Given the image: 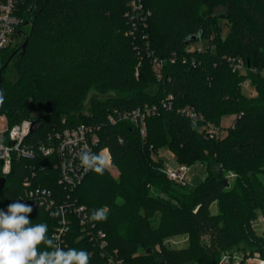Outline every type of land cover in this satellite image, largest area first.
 <instances>
[{
	"label": "trees",
	"instance_id": "obj_1",
	"mask_svg": "<svg viewBox=\"0 0 264 264\" xmlns=\"http://www.w3.org/2000/svg\"><path fill=\"white\" fill-rule=\"evenodd\" d=\"M144 4L151 12L147 26L131 35L128 0H22L18 32L29 42L22 56L12 44L0 51V115L11 127L27 119L37 122L26 146L90 125L99 137L97 151H109L120 176L91 171L71 190L59 181L56 157H14L0 209L6 211L24 194L25 180L32 182L28 189L49 190L57 203L84 206L86 228L104 232L108 245L102 251L97 238L84 237V225L70 214L66 248L88 251L90 264H105L115 252L124 264H220L223 255L232 260L234 254L240 264L264 259V231L253 226L259 214L264 217V0ZM223 19L230 23L224 39ZM195 36L200 39L185 44ZM197 44L203 48L188 51ZM153 56L166 60L161 79ZM233 59L242 60L244 68L234 71ZM11 63L16 79L8 81L4 72ZM246 82L255 96L246 94ZM91 88L109 97L92 99L85 113ZM169 98L172 108L147 119L145 136L129 121H110L109 116L118 120V113ZM185 107L201 119L183 116ZM231 116L234 121L224 130ZM207 125L217 132L209 133ZM222 130L225 136H219ZM160 148L169 149L178 164L202 163L206 180L191 189L171 181L164 162L153 158ZM229 172L236 174L233 181ZM215 203L217 214L211 210ZM99 208L107 209V219L89 221ZM29 218L47 223L50 236L59 225L40 207H33ZM177 235H188L189 244L167 247L165 241Z\"/></svg>",
	"mask_w": 264,
	"mask_h": 264
},
{
	"label": "built area",
	"instance_id": "obj_2",
	"mask_svg": "<svg viewBox=\"0 0 264 264\" xmlns=\"http://www.w3.org/2000/svg\"><path fill=\"white\" fill-rule=\"evenodd\" d=\"M22 0H0V51L9 47L10 41L14 42V38L17 32L21 29V19L19 17L18 6ZM129 9L125 16L131 24V30L129 34L134 35L138 33L140 27L147 26V19L151 16V12L145 6L144 0H128ZM147 36L143 35V39ZM148 45V44H147ZM203 45V44H202ZM201 45V46H202ZM203 48V47H202ZM188 51H194L189 48ZM151 56V54H149ZM174 63V59H171ZM231 66L234 71H239L244 68V62L242 60H231ZM153 68L156 76L161 79L162 70L166 64L165 59H159L155 56L152 58ZM244 85V84H243ZM246 85L249 84L246 82ZM171 98L165 99L158 104L150 105L145 104L140 108L133 111H127L118 113V120L115 117L109 116L111 122H127L134 124L140 131V134L145 136L146 123L150 117L160 114L163 110H169L172 108ZM180 113L194 121L201 119V116L191 107H185ZM3 120L6 122V128L0 129V180L1 178H7L12 173V164L14 157L18 159H35L39 155L42 157H56V169L59 171V181L65 187L73 190L79 186L86 176L91 172H85L80 166L78 154L82 148L90 149L93 153H99L97 146L99 144V137L97 132L88 124H80L70 128H66L61 132H56L54 137L50 135L47 143H42L38 146H26L24 143L28 136L32 133V120L27 119L21 123L14 124L13 127L9 126L8 119L5 115H2ZM206 130L213 134L217 132L214 126L207 125ZM105 151V152H106ZM110 155V153H109ZM111 158V155H110ZM191 167L188 165L178 164L165 169V174L171 181L187 187L190 183L191 177L189 176ZM32 182L25 180L24 186L26 190L23 195L19 196L16 200H23L22 202L29 204L33 207H40L48 210L52 217H56L58 220V226L56 227L53 235L58 237L61 246L66 248V235L70 231L71 219L70 214L79 218L80 223L84 225V237L97 238L99 240V248L105 251L108 242L106 240L105 233L97 230L94 231L87 227V214L84 206H76L74 204H68V202H59L51 195V192L47 189H28ZM107 210V209H105ZM117 253H114L113 257L109 254L105 264H124L120 258L116 257ZM259 259V264H264V259Z\"/></svg>",
	"mask_w": 264,
	"mask_h": 264
},
{
	"label": "clouds",
	"instance_id": "obj_3",
	"mask_svg": "<svg viewBox=\"0 0 264 264\" xmlns=\"http://www.w3.org/2000/svg\"><path fill=\"white\" fill-rule=\"evenodd\" d=\"M4 93L0 91V105ZM106 150L93 153L82 148L78 154L80 166L85 172L103 175L111 166ZM16 200L0 209V264H90L91 254L83 249L61 246L58 237L49 235L47 223H33L29 218L31 205ZM107 219L104 208L93 209L88 220L103 222Z\"/></svg>",
	"mask_w": 264,
	"mask_h": 264
},
{
	"label": "rangeland",
	"instance_id": "obj_4",
	"mask_svg": "<svg viewBox=\"0 0 264 264\" xmlns=\"http://www.w3.org/2000/svg\"><path fill=\"white\" fill-rule=\"evenodd\" d=\"M220 25L222 26V31H223V35H222V39H224L227 34L230 32V23L228 20H225L223 19V21H220ZM11 38H14V42L12 43V40ZM10 44L9 46L11 45L10 48L12 47H16V46H19L21 47L24 43V35L17 38L15 40V36H12L10 37ZM202 44H197L195 46H191V49H196V47H202L201 46ZM204 45L207 47L208 44L207 43H204ZM9 48V49H10ZM5 55H9L8 52L5 53ZM1 71V69H0ZM138 73H139V70L136 69V73H135V77H138ZM4 77L8 80V81H13L16 79V68L14 67V64H10V66L7 67L6 71L4 72ZM243 88L245 89V92L246 94H250L251 95H254L255 96V92H250L252 91V88L249 87V85L247 86L246 83H243ZM255 91V90H254ZM88 98L87 100L85 101V113H88L89 112V107H90V102L92 99H105L107 97H109V95H102L100 93H96L94 89H89V92H88ZM33 114H37V113H33ZM234 118L233 116L231 117H227V119L224 120L223 122V129H227L228 126H230L233 121H234ZM4 118L2 117V115H0V129H3V128H6V122L3 120ZM222 130L221 133H219V136H225L227 133L226 131ZM171 152L169 151V149L167 148H160L157 152V154L153 155V158L154 159H160L162 162H164V167L165 168H169V167H172L174 166L175 164H178L175 163V162H172V155L170 154ZM106 155H109V152H105ZM110 173V175L112 176L113 179H117L119 180V176H120V172H119V169L118 167L115 165V164H112V160H111V166L107 169ZM207 171H206V168L205 166L202 164V163H197L195 165H191V169H190V173H189V176L191 177V180H190V183L188 185V189H191L192 187L200 184L202 181L206 180L207 178ZM231 178V177H229ZM163 195L164 197H167L168 198V195L166 194H162L160 192H156V195ZM254 228L255 230L260 234L264 228V222L262 221V219H260V221L256 222L254 224ZM173 244L172 243H169V246L171 247ZM221 263L220 264H238V262H241L240 261V255L238 254H234V257L232 260H228V257L226 256H222L221 258ZM223 262V263H222ZM248 264H259V260H251L248 262Z\"/></svg>",
	"mask_w": 264,
	"mask_h": 264
},
{
	"label": "crops",
	"instance_id": "obj_5",
	"mask_svg": "<svg viewBox=\"0 0 264 264\" xmlns=\"http://www.w3.org/2000/svg\"><path fill=\"white\" fill-rule=\"evenodd\" d=\"M250 92H251V91H250ZM170 154H171L172 157H173L172 162H175V160H174L175 157H174L173 153L171 152ZM175 163H177V162H175ZM177 165H178V164H175L174 166H177ZM174 166H173V167H174ZM229 177H231V178H229ZM228 178H229L231 181H233V180L236 178V174H233L232 172H229ZM263 179H264V177H263ZM211 210H212V213H213V214H217V212L219 211L218 203H215V204L212 206ZM260 219H262V221L264 222V217H263V215H261V214H259V218H258V220L255 221V222L253 223V226H254V224H255L256 222L260 221ZM262 230L264 231V228H263ZM263 231H262V232H263ZM169 243H172L173 245L170 247V246H169ZM165 244L167 245V247L172 248V249H175V248L182 249V248H185V247L189 244V236H188V235H177V236H175V237H172V238L167 239V240L165 241ZM251 260H259V259H258L257 257L249 258V259L247 260V263H246V264H248V262L251 261ZM240 261H241V259H240ZM222 263H223V262H222ZM240 263H241V262H238V264H240Z\"/></svg>",
	"mask_w": 264,
	"mask_h": 264
},
{
	"label": "water",
	"instance_id": "obj_6",
	"mask_svg": "<svg viewBox=\"0 0 264 264\" xmlns=\"http://www.w3.org/2000/svg\"><path fill=\"white\" fill-rule=\"evenodd\" d=\"M19 33V37H21L22 36V34H21V32H18ZM200 39V37H198V36H195V37H193V38H191V39H188L186 42H185V44H187V43H189L190 41L191 42H195V41H198ZM28 42H29V39L26 37V40H25V42H24V44L21 46V47H19L18 49H17V52H20L19 54H20V56H22V55H24V52H25V49H26V47H27V45H28ZM16 52V53H17ZM15 56V54L13 53V55L10 57V59L8 60V62L7 63H9L10 62V60L13 58ZM1 74H2V71H0V81H1ZM32 132H34L35 130H36V128L38 127V124H37V122H32ZM5 181H6V179L5 178H1V180H0V192H1V190L3 189V187L5 186ZM150 251V250H149Z\"/></svg>",
	"mask_w": 264,
	"mask_h": 264
}]
</instances>
